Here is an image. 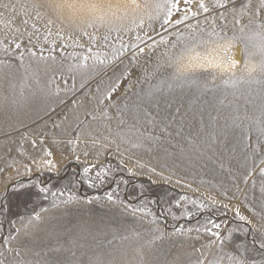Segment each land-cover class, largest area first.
Masks as SVG:
<instances>
[{
    "label": "rangeland",
    "instance_id": "374dc122",
    "mask_svg": "<svg viewBox=\"0 0 264 264\" xmlns=\"http://www.w3.org/2000/svg\"><path fill=\"white\" fill-rule=\"evenodd\" d=\"M7 2L9 0H0V4ZM256 2L257 0H253V5ZM102 8L118 15L127 10L125 4L111 3L109 6L106 3ZM0 12L4 13L5 17L10 15L2 7ZM41 12H44V9H41ZM47 18L46 15L44 19ZM42 23L43 21H40L38 26ZM147 24L148 21L145 20V28ZM14 26L23 30L24 25L20 17H17ZM153 27L155 31H148V35L153 39L158 40L161 35H166L159 22L154 21ZM7 31L8 29L0 24V38H3ZM140 34L144 35L143 32ZM97 35H103V30ZM135 35V31L125 34L123 40L131 43ZM111 41L119 44L114 33ZM80 42L87 44V39L82 37ZM57 43L59 44V41ZM162 50L163 46L157 48L151 57H139L138 64L129 65L130 77L122 81L113 96L118 106L123 109L127 105V110L117 113L116 107L110 108V119L100 117L94 97L97 95L96 84L103 80V88L108 83V78L112 76L111 68L99 76L93 75L84 88H80V75L75 74L74 93L66 91L60 80L61 73L65 78L71 75L67 70L71 61L64 59L61 63L59 51L56 52L55 62L26 59V64L29 65L27 73L19 67L10 74L7 68H0L3 77L8 78L6 81L5 78H0L2 98L19 107L13 109L15 112L6 111L0 119V169H4L0 172V194H3L5 185L9 182L6 179L8 176H11L12 181L27 179L26 176L16 174V170L22 165L30 163L25 156L20 155V149L27 153L28 148H32L31 140L39 141L43 138L45 145L50 148L55 147L57 142L64 143L62 154H66V162L55 172H44L42 181L60 187L67 185L65 198L67 191H73L81 197L69 203H60L56 207L50 206V200H36V204L47 208V211L41 213L39 223L33 222L26 228L21 225L19 219L16 220V227L20 228V232L11 242L12 247L18 248L21 253L16 259H22L27 264H88L90 259L100 256L112 264H188L189 260L200 256L197 248L206 253L209 259L216 252L215 245L210 249L202 247L208 244L210 239L203 232L199 234V239H196V232L173 233V225L178 222L171 217L168 218L167 226L162 221H158L157 225L149 224V218L140 213H137V218L134 219L123 205L110 203L104 198V192L110 185L97 189L74 188V175L87 163L97 162L96 154L101 152L99 163H111L116 170V179L127 181L126 185L120 184L119 194L122 199L129 200V197L137 196L138 199L129 200L137 206L156 200L157 204L150 207L153 212H158L182 195L212 197L217 201L219 211L213 210L211 214L217 220L228 221L221 229L222 235L228 229H235L233 244L242 242L239 249L241 257L256 261L257 264L264 261V250L259 248V241L264 239V207L261 206L264 194L260 191L261 178L258 175L259 167L264 165L256 167L258 158L253 156L251 148L245 147L242 128L236 127L232 121V117L237 113L241 117L246 114L250 118L258 114L256 109L264 103V86L255 83L242 84L234 90L230 85L225 86L222 83V69L209 70L216 72V78L213 80L209 71L196 68L190 71V80L179 86L174 85L170 90L164 88L157 91L160 79L163 77L167 80L170 75L165 68L154 73L157 56ZM65 51L71 52L73 49L68 48ZM216 53L218 56L224 54L219 57L222 62L226 55H232V49L228 53L218 49ZM44 54H48L47 46ZM242 67L243 63L237 66V75ZM123 68L124 65H121L120 70ZM148 76L151 78H146ZM58 84L61 91L59 95H55ZM46 86L50 89H46ZM73 100L76 101L75 106ZM102 110L101 108L100 111ZM145 111L151 114V123H146ZM88 113L96 115L97 119L93 120ZM121 118L125 122L123 125L118 124ZM133 124H137L141 131L156 139L149 140L145 137L137 140L135 136H130L126 138L138 142L140 147L132 148L130 144H121L119 137L114 133L126 130ZM77 125L82 131L79 141L72 145L68 141H75ZM108 128L113 130L109 140L115 139L117 144H120L124 170H119L121 155L116 154L117 144H110L102 139L101 133L108 135ZM25 136L27 139H22ZM93 137L98 141L95 144L92 142ZM53 141L57 142L54 144ZM73 146L75 152L72 151ZM84 151L89 153L88 157L83 155ZM76 154L80 155V164L75 161ZM41 156L42 154L36 157L38 159ZM253 167H256V172L245 183L244 177ZM126 169H132L133 174L129 175ZM149 169L155 171L150 172ZM253 180L256 181L255 187ZM141 192L142 196L139 195ZM96 196H100V199L96 200ZM84 197L93 198L92 203H88ZM224 204H227L229 209L226 215H221L225 212L222 207ZM237 208L240 214L246 217L245 221L235 218ZM63 211L65 212L60 214ZM13 212L22 214L25 220L27 219V210L23 206L14 208ZM0 221H3V227L0 228V235H3L9 231V224L2 216ZM179 223L183 224L185 229L194 226L184 221ZM157 226L161 231L152 232L151 229ZM45 227L47 229H44ZM245 227L249 229L247 234L243 232ZM132 232L140 233V242L137 243L134 239L124 241V246L120 247L119 237ZM153 237L160 238L151 244L144 243ZM109 240H112L111 245L107 243ZM226 247L231 249L232 246ZM0 250H3L2 246ZM13 258L14 254L5 253L6 264Z\"/></svg>",
    "mask_w": 264,
    "mask_h": 264
},
{
    "label": "snow or ice",
    "instance_id": "6c2138e0",
    "mask_svg": "<svg viewBox=\"0 0 264 264\" xmlns=\"http://www.w3.org/2000/svg\"><path fill=\"white\" fill-rule=\"evenodd\" d=\"M122 2L127 6V10L119 15L115 12L109 13L102 8V5L106 3L110 6L111 0H15V2L9 0L7 3L0 4V7L10 13L5 17L4 13L0 12V24L8 29L4 37L0 38V56L4 57L0 58V68H7L10 74L19 67L27 73L29 65L26 64V59L55 62L56 52L59 51L62 58L61 63L64 59L71 61L67 69L71 75L65 78L61 73L60 80L65 90L73 93L76 89L75 74L80 75V88H84L85 83L93 75L99 76L111 68L112 76L108 78V83L102 88L104 81L100 80L95 87L97 95L94 99L97 111L103 119H110L108 110L112 107H116L117 113L127 110V105L121 109L113 96L120 88L122 81L130 77L129 65L138 64L139 57H151L161 46L163 50L157 56L154 73L165 68L170 75L167 80L163 77L160 79V87L156 88L157 91H162L164 88L170 90L174 85L179 86L190 80V71L196 68L204 71L222 69L220 75L222 83L225 86L230 85L234 90L242 84L255 83L264 86V0H257L255 5H253V0H122ZM41 9H44V12H41ZM46 15L48 18L45 20ZM17 17L21 18V23L24 25L23 30L14 26ZM145 20L148 21L147 28H145ZM40 21L43 23L38 26ZM154 21L159 22L160 27L166 33L158 40L148 35L149 30L155 31ZM229 29L231 34H229ZM101 30H103V35L98 36L97 33ZM134 31L136 32L134 41L126 43L123 35ZM141 32L144 33L143 36ZM113 33L119 41L118 45L111 41ZM82 37L87 39V44L80 42ZM45 46H47V55L44 54ZM233 47H238L240 59L233 60L231 55H226L224 61L220 62L214 55L218 49L228 53ZM68 48H72L73 51L66 52ZM241 59L243 67L237 75L235 70ZM126 60L127 64H125ZM121 65H124L122 71L120 70ZM118 72L119 75H117ZM209 75L213 80L216 78L215 71H209ZM146 78L150 79L151 76ZM24 79H27V75ZM69 80L71 81L70 87ZM60 91L58 84L54 94L59 95ZM21 95H23V84ZM72 103L75 106L76 101L73 100ZM101 108L102 111H100ZM256 111L258 114L251 118L246 114L241 117L237 113L232 117V121L236 127L242 128L246 141L245 147L252 149L253 156H256L259 161L256 167H259L264 165V103H261ZM88 115H91L93 120L97 119V116L92 113ZM145 121L146 123L152 121L151 114L146 111ZM124 123L122 118L118 121L119 125ZM137 124L114 133L116 137H119L121 144H130L132 148L140 147L138 142L126 138L130 136H135L137 140L145 137L149 140L156 139L141 131ZM81 131L77 125L75 141L69 140L68 143L74 145L78 142ZM107 131L108 135L101 133L102 139L110 144H117L115 139L109 140V136L113 135V130L108 128ZM22 139L26 140L27 137ZM92 142L95 144L98 141L93 137ZM30 143L33 150L38 149L43 157H49V159L29 156L21 148L20 155L26 156L30 163L23 165V173H20L19 169L16 171L18 176L23 175L27 179L12 181L11 176L6 178L10 183L5 185L3 194H0V216L7 219L9 231L0 235V246L3 247V250H0V264H6L5 253L14 254V258L8 264H27L24 260L15 258L20 257L21 253L18 248L12 247L11 242L20 232V228L16 227L17 219L26 228L33 222L39 223L41 213L47 211V208L37 205L36 200L41 202L50 200V206L56 207L60 203L81 199L73 191H67L65 198L67 185L60 187L42 181L41 177L44 176L45 171L51 173L56 170V165L50 159L53 153L51 148L45 145L43 138L39 141L33 139ZM53 143L55 144L56 141ZM72 151L75 152L74 146ZM104 151L106 152L107 148ZM116 154L121 155L118 162L119 170H124L120 144H117ZM83 155L88 157L89 153L84 151ZM101 155V152H97L95 157L97 162L87 163L82 166L81 171L74 175L72 181L74 188L97 189L110 185L104 192V198L110 203L123 205L131 212L134 219L137 218L136 214L140 213L143 217L149 218V224L157 225L158 221H162L167 226L168 218L171 217L172 220L178 222L173 225V233L196 232V239H199V234L202 232L207 234L210 237L209 243L202 247L210 249L215 245L216 252L209 259L206 253L197 248L196 251L200 252V256L189 260L188 264H257L256 261L243 259L239 254L242 242L233 244L235 229H228L222 235L221 229L227 225L228 221L227 219L217 220L211 214L213 210L219 211L214 198H204L202 195L200 197L182 195L171 202L167 208L158 212H153L150 207V205L157 204L156 200L147 201L139 206L134 205L129 200L138 199V197L132 196L129 200L120 197V184L126 185L127 181L122 178L121 180L116 179V170L111 163H99ZM75 161L77 164L81 163L79 154L75 155ZM139 166L143 167V165ZM256 167L248 170L244 177L245 183L256 172ZM34 169L35 174H33ZM3 171L4 169H0V172ZM126 171L129 175L133 174L132 169H126ZM149 171L154 172L155 170L149 169ZM258 175L261 178L260 191L264 194V167H259ZM252 184L255 187L256 181L253 180ZM139 195L142 196L143 193ZM84 199L92 203L93 198L84 197ZM95 199L99 200L100 196H96ZM21 206L27 210L26 220L24 215L13 212L14 208ZM261 206L264 207V202ZM222 207L225 212L221 215H226L229 206L224 204ZM234 216L240 221L246 220L238 208ZM179 221L194 224V226L185 229ZM2 227L3 221H0V228ZM151 231L156 233L161 229L157 226ZM248 231L246 227L243 229L245 234ZM159 238L153 237L152 240L144 243L151 244ZM133 239L139 243L140 233L132 232L120 236L119 246L123 247L124 241ZM107 243L111 245L112 240ZM226 245H231V249ZM259 248L264 250V239L259 241ZM88 264H112V262L97 256L90 259ZM259 264H264V261Z\"/></svg>",
    "mask_w": 264,
    "mask_h": 264
},
{
    "label": "bare ground",
    "instance_id": "6f19581e",
    "mask_svg": "<svg viewBox=\"0 0 264 264\" xmlns=\"http://www.w3.org/2000/svg\"><path fill=\"white\" fill-rule=\"evenodd\" d=\"M111 3L113 4V5H120V4H124L123 2H122V0H111ZM115 8H120V6H115ZM223 54V53H222ZM222 54H220L219 56L217 55V53H215L214 55H216L217 57H218V60H219V57L222 55ZM224 55V54H223ZM232 59L233 60H236V59H240V52H239V50H238V47H233L232 48ZM221 60H223V59H221ZM223 62V61H222ZM241 63H243V60L241 59V62H240V64ZM239 64V65H240ZM238 66V65H237ZM6 73V72H5ZM6 74H8V73H6ZM1 77H3V74L0 72V78ZM11 77V76H10ZM3 78H5V77H3ZM2 79V78H1ZM8 79V78H7ZM6 78H5V80L4 81H6L7 80ZM1 81V80H0ZM1 88V87H0ZM46 89L48 88V89H50L49 88V86L47 87H45ZM45 89L43 88V91H44ZM49 92V90H46V92ZM45 92V93H46ZM3 93V89L1 88L0 89V95ZM44 93V94H45ZM3 96L1 95L0 96V119L2 118V117H4V115L6 114V111H9L10 110V112H13L14 110H15V108L17 109V108H19V107H17L16 105H11L10 104V102H7V101H5V98H4V100H3V98H2ZM10 99V98H9ZM32 99V98H31ZM30 99V100H31ZM30 100H29V102H30ZM11 102H15V100L14 101H12L11 100ZM24 105V104H23ZM25 106H26V104H25ZM14 109V110H13ZM13 110V111H12ZM18 110H20V109H18ZM15 112V111H14ZM7 116V115H6ZM65 131H66V127H65ZM57 142V141H56ZM50 143V142H49ZM62 144H64L63 142H57L56 143V145H55V147L54 146H51L52 148H51V150H52V153H53V155H52V157H50V159H52L53 160V162H54V164L56 165V170L55 171H57L58 169H60L64 164H65V162H66V154H62V147H63V145ZM53 145V144H52ZM57 147V148H56ZM19 148V147H18ZM17 149V148H16ZM26 149V148H25ZM42 153H39L38 152V149L37 150H33L32 148H28V150H27V155H31V156H37V155H41ZM19 155V154H18ZM26 157V156H25ZM21 158V157H20ZM41 158H43V159H49V157H43V154H42V156H41ZM41 158H38V159H41ZM17 159H19V158H17ZM21 160V159H20ZM19 171H20V173H22V172H24V169H23V165L19 168ZM55 171H53V172H55ZM45 172H47V171H45ZM33 173H35V169H34V172ZM17 174V173H16ZM8 183H10V181L8 182ZM65 211H63V212H61L60 214H62V213H64ZM54 213H56V212H54ZM54 213H52V214H54ZM55 215V214H54ZM50 217V216H49ZM44 229H47V227H45ZM40 231V230H39ZM42 231H44V230H42Z\"/></svg>",
    "mask_w": 264,
    "mask_h": 264
}]
</instances>
